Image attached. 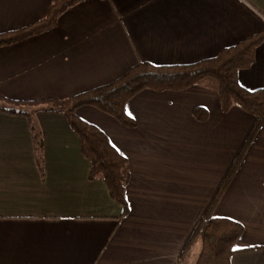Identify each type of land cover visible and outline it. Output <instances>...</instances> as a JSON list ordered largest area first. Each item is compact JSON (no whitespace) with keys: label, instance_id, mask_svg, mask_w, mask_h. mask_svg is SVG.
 <instances>
[{"label":"crops","instance_id":"obj_1","mask_svg":"<svg viewBox=\"0 0 264 264\" xmlns=\"http://www.w3.org/2000/svg\"><path fill=\"white\" fill-rule=\"evenodd\" d=\"M52 3L0 0V34L45 18ZM262 30L264 0H84L54 28L0 47V95L67 100L139 62L196 63ZM238 78L264 88V45ZM4 105L0 264H196L194 232L224 183L214 215L245 227L231 263L264 264V123L250 139L256 118L238 106L223 112L214 78L183 91L143 90L126 106L136 127L93 106L76 110L128 159L126 210L90 177L66 112L32 105L29 117Z\"/></svg>","mask_w":264,"mask_h":264},{"label":"trees","instance_id":"obj_2","mask_svg":"<svg viewBox=\"0 0 264 264\" xmlns=\"http://www.w3.org/2000/svg\"><path fill=\"white\" fill-rule=\"evenodd\" d=\"M84 0H53L48 15L24 28L0 34V47L22 39L40 35L54 28L65 9ZM264 45V30L255 33L235 45L223 48L212 58L192 64L157 66L139 62L113 82L82 92L70 99L47 98L38 101H18L5 98L2 110L33 116L32 105L39 108L66 112L72 128L81 138L83 150L90 161V177L102 179L112 196L127 209L126 186L129 181V161L111 143L109 137L96 125L76 114L82 106H93L114 117L127 127H136L137 121L126 111L128 102L146 89L156 91H183L206 78H214L219 84V99L223 112L238 106L256 118L250 139L264 123V88L249 90L239 81L238 74L250 68L256 52ZM196 118L204 121L209 112L203 107L194 110ZM249 139V140H250ZM249 140L247 145L249 144ZM41 144V142H40ZM231 175V174H230ZM222 186L215 201L206 209L194 236L202 240V250L196 264H232L235 245L244 235L245 227L239 221L214 215L216 204L223 192Z\"/></svg>","mask_w":264,"mask_h":264}]
</instances>
